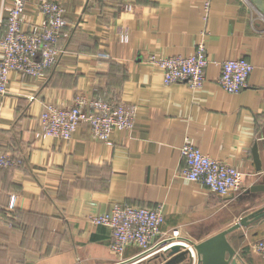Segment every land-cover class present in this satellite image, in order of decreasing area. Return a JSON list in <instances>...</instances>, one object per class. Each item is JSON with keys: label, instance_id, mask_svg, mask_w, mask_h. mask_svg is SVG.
Returning <instances> with one entry per match:
<instances>
[{"label": "crops", "instance_id": "crops-1", "mask_svg": "<svg viewBox=\"0 0 264 264\" xmlns=\"http://www.w3.org/2000/svg\"><path fill=\"white\" fill-rule=\"evenodd\" d=\"M42 1L26 0L27 24L41 21ZM49 1L67 22L58 64L42 78L14 72L0 92V146L22 160L0 168V264H146L134 263L143 255L136 246L114 255L112 229L91 222L114 202L160 205L162 232L178 229L196 243L264 208V191H250L264 185V0ZM9 4L0 0V40ZM203 30L204 85H164L150 58L191 54ZM240 58L254 70L244 90L229 94L218 63ZM79 95L135 107V128L114 130L108 142L86 124L68 141L36 137L44 104L72 106ZM186 139L242 171V193L220 196L186 180ZM228 238L239 264H264L253 248L264 217Z\"/></svg>", "mask_w": 264, "mask_h": 264}, {"label": "built area", "instance_id": "built-area-1", "mask_svg": "<svg viewBox=\"0 0 264 264\" xmlns=\"http://www.w3.org/2000/svg\"><path fill=\"white\" fill-rule=\"evenodd\" d=\"M36 10L42 16L41 21L27 24L26 0H10L6 7L8 26L0 40L2 93L6 92L14 72L23 77L42 78L50 68L56 67L64 52L58 46L63 29L67 26L62 8L55 2L44 0L36 4ZM205 11H209L208 4ZM207 36L206 30L200 32L194 50L189 55L152 58L150 63L161 70L164 85L184 82L193 90L204 85L205 70L211 62L206 53ZM124 38L127 40V37ZM218 64L221 68L218 84L224 91L238 94L248 86V78L254 70L249 60L230 59ZM81 124H86L95 138L108 142L114 130L132 131L135 128L136 108L101 98L88 100L81 95L71 107L46 103L40 115V130L36 132V137L68 141ZM180 152L185 164L182 175L186 180L199 183L220 196L242 193L244 173L235 166L203 154L189 139H186ZM21 162L20 159L11 158L0 146V168H11ZM163 221L164 212L160 205L148 208L120 202H114L106 212L91 217L93 224L112 229L111 251L120 258L128 246L142 250L143 255L136 263L149 260L172 245L180 244L190 250L195 259L193 247L181 237L178 229L171 234L162 232ZM253 248L264 255V238L255 242Z\"/></svg>", "mask_w": 264, "mask_h": 264}, {"label": "water", "instance_id": "water-1", "mask_svg": "<svg viewBox=\"0 0 264 264\" xmlns=\"http://www.w3.org/2000/svg\"><path fill=\"white\" fill-rule=\"evenodd\" d=\"M253 155L257 169L260 171L261 164L258 156L257 146L253 148ZM251 192L264 191V185H255ZM264 217V208L242 218L236 224L222 230L213 236L199 242L186 239L195 252L193 259L190 250L180 244H174L165 252L147 261L146 264H239L238 255L229 241V234L241 227H247L253 222ZM159 260V261H158Z\"/></svg>", "mask_w": 264, "mask_h": 264}, {"label": "rangeland", "instance_id": "rangeland-1", "mask_svg": "<svg viewBox=\"0 0 264 264\" xmlns=\"http://www.w3.org/2000/svg\"><path fill=\"white\" fill-rule=\"evenodd\" d=\"M121 39L122 40H126L125 38H124V35H121ZM206 53H207V50H206ZM179 55V54H178ZM176 56V55H175ZM166 57H169V56H165V57H161V58H166ZM172 57V56H171ZM152 58H157V57H155V56H152L151 58H150V61L152 60ZM158 58H160V57H158ZM52 68H50L49 70H51ZM48 70V71H49ZM46 76V75H45ZM44 76V77H45ZM80 96V95H79ZM82 96V95H81ZM76 100V99H75ZM74 103H75V101H74ZM113 103V102H112ZM119 103H123V102H119ZM123 104H126V103H123ZM57 105V104H56ZM74 105V104H73ZM127 105V104H126ZM60 106H64V105H60ZM128 106V105H127ZM65 107H71V106H65Z\"/></svg>", "mask_w": 264, "mask_h": 264}, {"label": "bare ground", "instance_id": "bare-ground-1", "mask_svg": "<svg viewBox=\"0 0 264 264\" xmlns=\"http://www.w3.org/2000/svg\"><path fill=\"white\" fill-rule=\"evenodd\" d=\"M183 242V241H182Z\"/></svg>", "mask_w": 264, "mask_h": 264}]
</instances>
